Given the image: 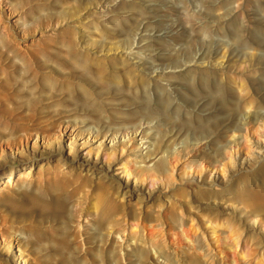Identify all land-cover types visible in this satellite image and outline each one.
<instances>
[{
    "label": "rangeland",
    "instance_id": "obj_1",
    "mask_svg": "<svg viewBox=\"0 0 264 264\" xmlns=\"http://www.w3.org/2000/svg\"><path fill=\"white\" fill-rule=\"evenodd\" d=\"M1 45L0 264H264V0H0ZM202 72L251 119L196 131L223 116L182 100ZM143 83L173 123L129 124Z\"/></svg>",
    "mask_w": 264,
    "mask_h": 264
},
{
    "label": "bare ground",
    "instance_id": "obj_2",
    "mask_svg": "<svg viewBox=\"0 0 264 264\" xmlns=\"http://www.w3.org/2000/svg\"><path fill=\"white\" fill-rule=\"evenodd\" d=\"M2 46L3 45H1V47H0V62L3 59L7 58L6 53L9 50L8 46L5 45L4 48H2ZM194 47H195L194 44L188 43L182 50H185L186 52H191L192 49H194ZM224 56H225V54L223 52V56L221 58V61H223ZM177 57H178L177 55L176 56L174 55L171 57V59L169 58L172 61V64L178 63ZM199 77L200 78H198L197 80L195 78H190L188 80L189 83L192 84L193 86L187 85L186 83L183 85V86H186L187 90L192 93V95H185L184 93L181 94L183 102L185 103V105L186 104L195 105V104H198L199 101L205 99V102L204 101L203 102L206 104V106L210 110H213V109L219 110L223 113V116H222V119L220 121H215L213 123L199 122L196 126V131H198V132H209L210 131L211 132L213 129L217 128L220 125V123H222V122H225V121L226 122H232L234 120V118L236 117V115L238 114L239 109L245 110L248 114L249 119H251L252 115L254 114L251 109L254 107V112L257 111V110H255V108L258 109L257 108L258 105L253 104V101L251 99H247L246 101H244L243 106L238 105L236 101L232 100V98H231V96L227 90L221 89L220 87H218V85H220V82H219V76L216 72H202V74ZM168 82L171 84V83H174V80L173 81L168 80ZM195 84H197V86H194ZM158 87H160V86H158ZM211 87L216 88V90L212 92L210 90ZM244 87L249 88L251 93H253L255 91V89L253 88V85H251V84L249 85V87H247V86H244ZM242 88H243V86H242ZM139 91H140L139 95L136 96L134 98V100L129 103V107L131 109V112L128 114V115H130L129 116V120H130L129 124H135V122H137L136 120H144V119L150 120L151 118L153 119L154 117H157V115L158 116L164 115L163 121L165 122V124L173 123L171 120V116L166 114L167 112L170 111V108L172 107L171 106L172 102H171V99L169 97V94L167 93L168 91L165 90V87L163 88V86H161L159 91L158 90L154 91V98H155V100L153 99L154 102L152 101V99L150 97L151 95L148 94V87L146 86V83H143V86L141 87V89ZM175 91H178V90L176 89ZM201 92H204V93H201ZM247 92L248 93L243 95L244 100L248 97V95L250 96L249 91H247ZM207 99H209V100L207 101ZM154 103H155V105H153ZM1 105H3V107H6L5 110L7 111L8 102H7L6 95H1L0 106ZM176 110H177V112L176 111L175 112L178 114L179 108ZM127 120H128V118H127ZM187 124H188L187 122H182V127H184L185 130H190L189 129L190 126ZM33 133L34 132H32V134H26V137H27L26 142L27 143L30 139H33ZM35 133H36V135H38L40 133V131L35 130ZM229 134L233 138L235 136V131L232 130ZM46 136L47 135L43 133V138ZM23 143H24V138H22V137L7 140V145L10 148L16 147L19 149L23 145ZM0 148H1V144H0ZM202 150H204L203 146L201 144H198L197 149L190 150V151H193V153L191 154V157H196L198 155L197 154L198 152H199V154H201ZM263 157H264V155H263ZM58 160L62 161L61 157H58ZM73 162L76 163V165L78 166V164H77L78 161L74 160ZM202 162H205L204 164L206 167L211 166V163L208 161H205L204 159L202 160ZM156 168H159V163H157V167H155V169L150 170L151 172H148L149 170H146V177H147V179H150L149 183L151 185H155L156 180L161 178V177L156 176V175H158V173H157L158 169H156ZM170 174L174 175V171H171ZM163 177L167 178V175L163 176ZM210 184H213V183H210ZM135 192L137 194L139 193V191L137 189L135 190ZM119 197H120L119 199H122L123 197H125V193L123 192V189L120 192ZM31 203H32V205H30V206H29V203H27L25 205H18V208L17 209L13 208V211L18 215L19 218L21 217V218H24L26 220L30 219V218H34L36 220L38 217L39 218L44 217L45 216L44 210L42 208L38 207V205L36 203H34V202H31ZM262 209H263L262 207L257 206V205L251 206L249 208L248 212H249L250 216L252 217V219H254V221H259V222H261V224L264 225V214L261 211ZM140 222H141L140 227H142L143 230H145V228H147V225H145L143 223V221H140ZM151 233H152V230H151L150 234H148V235H154ZM238 243H237V246H238ZM240 253L241 252H239V254ZM243 253H241V254H243ZM141 255L144 257V254H142V251H141Z\"/></svg>",
    "mask_w": 264,
    "mask_h": 264
}]
</instances>
